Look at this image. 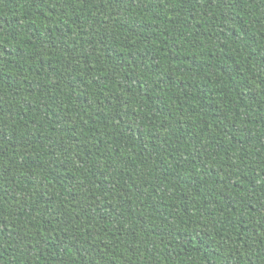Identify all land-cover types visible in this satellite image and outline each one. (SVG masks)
I'll use <instances>...</instances> for the list:
<instances>
[{"label": "trees", "instance_id": "obj_1", "mask_svg": "<svg viewBox=\"0 0 264 264\" xmlns=\"http://www.w3.org/2000/svg\"><path fill=\"white\" fill-rule=\"evenodd\" d=\"M0 264H264V0H0Z\"/></svg>", "mask_w": 264, "mask_h": 264}]
</instances>
